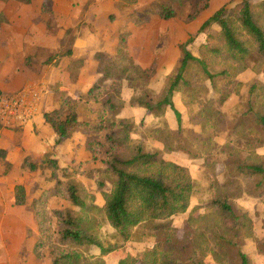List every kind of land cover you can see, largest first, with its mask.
Returning <instances> with one entry per match:
<instances>
[{
    "label": "rangeland",
    "instance_id": "1",
    "mask_svg": "<svg viewBox=\"0 0 264 264\" xmlns=\"http://www.w3.org/2000/svg\"><path fill=\"white\" fill-rule=\"evenodd\" d=\"M198 1L0 0V108L3 100L21 98L25 102L13 118H3L0 111V150L5 152L4 156L0 153V264H52L50 251L53 248L45 250L40 259L31 255L32 245L39 237L33 202L46 196L50 212L75 209L68 201L53 195L58 181L76 182L79 194L88 206L96 204L99 208L104 204L103 193L111 188V182L107 180L103 188L98 187V182L105 179L100 173L104 165L101 160L91 161L86 149L91 141L104 144L106 133L79 129L72 138L59 141L55 132L44 123L43 114L57 108L66 97L83 100L100 77L98 58L103 55L116 57L122 38L126 41L128 59L142 68L155 66L157 69L149 84L137 86L158 94L180 62L179 46L193 37L188 49L200 58V48L206 44L208 35L220 32L215 25L205 34L198 33L203 23L222 7L227 9L231 18L239 12V1L211 0L207 10L190 19ZM160 5L173 8L175 18L160 19L156 11V6ZM67 51L72 52L70 57L64 56L57 65L54 62L46 64L50 58ZM229 68L231 83L226 94L220 81L213 89L198 69L187 71L186 78L198 83L196 95L189 91L175 94L173 102L181 114V125L168 110L164 121L171 133L164 129L162 140L156 139L151 131L159 121L131 105L134 94L126 83L122 90L124 107L118 118L134 122L132 138L142 141L148 152H159L166 161L190 170L195 190L189 212L199 209L193 213L195 218L203 216L207 219L204 221L212 222L213 217L205 206L215 195L212 179L216 176L223 184L219 194L231 196L234 206L250 216L254 235L257 240H262L264 192L258 195L253 185L229 178L226 155L230 150H239L241 155L249 152L242 148L244 138L234 134L233 126L248 108L250 86L255 81L264 84V58L249 57L245 62L229 65ZM227 94V101L220 104V99ZM262 96L255 104L264 111ZM99 109L100 105L93 103L81 105L77 112L79 120L97 124L98 114L93 112ZM216 111L220 115L215 116ZM41 116L44 125L40 122ZM180 147H185L188 152ZM257 152L264 156V148ZM51 159L56 160L59 167L55 176L47 166ZM27 163L35 164L37 170L32 172L25 166ZM78 164L81 173L74 176L73 169ZM89 172L92 174L88 175ZM232 181L237 183L232 185ZM17 185L26 190L25 206L15 204ZM90 195L95 199L91 200ZM50 216L55 232L57 219L53 214ZM91 216L94 225L99 227L95 229L101 240L116 248L105 257L106 264H118L126 255L136 256L164 237L156 227V224L164 223L156 222L154 227H141L140 232L145 236L143 242L124 244L99 209ZM188 217L189 213H186L168 221L179 239L183 237ZM56 238L53 237L54 242ZM243 251L249 254L253 264H264V245L247 240ZM92 252L97 254L99 251L94 249ZM206 260L214 264L210 257Z\"/></svg>",
    "mask_w": 264,
    "mask_h": 264
},
{
    "label": "trees",
    "instance_id": "2",
    "mask_svg": "<svg viewBox=\"0 0 264 264\" xmlns=\"http://www.w3.org/2000/svg\"><path fill=\"white\" fill-rule=\"evenodd\" d=\"M210 1L199 0L190 19L197 18L207 10ZM235 1H239V12L234 18L228 16L227 9L222 7L199 29L198 33L205 34L212 26L220 28L217 35H208L206 44L200 48V58L195 57L188 49L194 41L193 37L179 46L180 62L167 77L158 94L137 86L140 83L149 84L157 69L155 66L142 68L128 59L125 52L126 41L122 38L116 57L103 55L98 58L97 72L100 77L83 100L66 97L57 108L43 114L44 123L55 132L59 141L72 138L79 129L97 134L106 133L104 144L91 141L87 143L86 149L91 155V161L101 160L104 165L100 173L105 179L98 182V187L103 188L104 181L107 180L111 182V188L109 192L103 193L104 204L101 208L96 204L88 206L80 196L76 182L58 181L53 193L68 201L75 209L50 212L46 196L35 200L33 208L39 230V237L33 247L36 258L40 259L45 250L53 248L50 251L52 264H106L105 257L115 252L116 248L107 246L97 233L99 227L94 225L91 213L99 209L107 224L124 244L143 242L145 236L140 232L141 227H154L156 222L164 223L156 224L163 239H158L152 247L136 256L126 255L119 259L118 264H209L207 257L214 264H253L249 254L243 251L245 241L255 240L258 245L263 246L264 239H256L253 221L246 212L239 211L234 206L232 197L219 194L223 184L217 177L213 176L212 179L215 195L205 206L213 217L212 222L208 223L203 216H193L199 209L189 212L195 190L190 170L175 162L166 161L159 152H148L142 141L132 138L134 122L118 118L124 107L122 90L126 83L134 94L131 105L143 109L147 115L154 116L159 121L151 131L157 136L156 139L162 140L161 133L164 129L171 133L164 121L168 110L174 113L179 126L181 125V114L173 102L175 94L188 91L195 94L198 88L196 80L192 82L186 78L190 68L198 69L212 84L213 89L220 81L226 94L231 83L229 65L245 62L249 57L264 58V1L256 3L254 0H230ZM156 11L163 20L174 19L176 16L173 8L166 5L156 6ZM71 55V51L57 54L46 64L54 62L57 65L64 56ZM248 93V108L236 121L233 132L243 136L242 148L249 152L241 155L239 150H230L226 160L228 177L253 185L254 192L259 195L264 192V156L257 152L264 148V111L255 102L261 95L264 97V84L255 81ZM227 99L228 94L220 99V104H224ZM88 103L100 105V109L93 112L98 114L97 124L79 120L78 109ZM216 115L220 113L216 111ZM179 149L188 152L185 147ZM0 153L5 155L3 150ZM25 166L32 172L37 170L33 163ZM47 166L52 170V176H55L59 169L56 160H49ZM79 166L80 164L74 166V176L81 173ZM91 174L92 172L88 173ZM231 183L234 185L237 182ZM14 193L15 204L25 206V188L17 185ZM89 197L91 200L95 199L92 195ZM186 213H189V217L183 237L179 239L177 231L168 221ZM51 214L57 219L55 232ZM53 237H57L56 243ZM94 249L99 252L93 253Z\"/></svg>",
    "mask_w": 264,
    "mask_h": 264
},
{
    "label": "built area",
    "instance_id": "3",
    "mask_svg": "<svg viewBox=\"0 0 264 264\" xmlns=\"http://www.w3.org/2000/svg\"><path fill=\"white\" fill-rule=\"evenodd\" d=\"M24 104L25 102L21 98L3 100L0 108L3 118H13L21 111V109L24 107Z\"/></svg>",
    "mask_w": 264,
    "mask_h": 264
},
{
    "label": "crops",
    "instance_id": "4",
    "mask_svg": "<svg viewBox=\"0 0 264 264\" xmlns=\"http://www.w3.org/2000/svg\"><path fill=\"white\" fill-rule=\"evenodd\" d=\"M99 76H100V75H99ZM98 79H99V78H98ZM98 79H97V80H98ZM53 109H54V108H53ZM53 109H52V110H53ZM40 122H41L42 125H44L43 120H42V116L40 117ZM36 241H37V240L34 241V243H33V245H32V248H31V255H32V257H35V255L33 254V247H34V244H35ZM35 258H36V257H35ZM37 259H38V258H37Z\"/></svg>",
    "mask_w": 264,
    "mask_h": 264
}]
</instances>
